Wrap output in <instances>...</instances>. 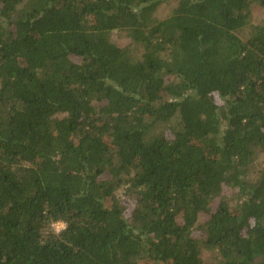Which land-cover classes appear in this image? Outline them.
<instances>
[{"label": "trees", "instance_id": "1", "mask_svg": "<svg viewBox=\"0 0 264 264\" xmlns=\"http://www.w3.org/2000/svg\"><path fill=\"white\" fill-rule=\"evenodd\" d=\"M163 3L0 0V264H264V0Z\"/></svg>", "mask_w": 264, "mask_h": 264}, {"label": "rangeland", "instance_id": "2", "mask_svg": "<svg viewBox=\"0 0 264 264\" xmlns=\"http://www.w3.org/2000/svg\"><path fill=\"white\" fill-rule=\"evenodd\" d=\"M178 0H164V3L161 4L157 10V15L156 17L159 19H163L166 16H168L175 5L177 4ZM255 20L259 21L262 17L263 14L261 12H255ZM257 168L264 167V154H261L258 159L255 162ZM124 201V200H123ZM207 217H202L201 222L204 221ZM55 231L59 232L61 231L65 225L62 223H57L55 224ZM201 259L204 262V264H217L219 261V256L217 255L216 252H208V251H203L201 254Z\"/></svg>", "mask_w": 264, "mask_h": 264}]
</instances>
